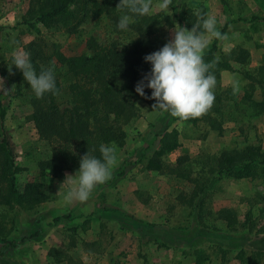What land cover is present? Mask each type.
Listing matches in <instances>:
<instances>
[{
  "label": "rangeland",
  "instance_id": "obj_1",
  "mask_svg": "<svg viewBox=\"0 0 264 264\" xmlns=\"http://www.w3.org/2000/svg\"><path fill=\"white\" fill-rule=\"evenodd\" d=\"M100 2L88 0L86 20L67 35L38 23L30 0H0V77L11 90L4 102V135L16 156L18 190L37 184L44 195L32 209L0 204V264H264V173L217 176L222 153L264 151V0H173L170 12L159 9L161 0H152L145 16L162 21L160 34L167 41L176 24L191 30L197 11L215 16L220 33L226 26V39H218L214 54L228 66L215 77L213 92L222 102L214 106L221 114L211 116L218 123L193 126L176 117L168 130L179 132L181 147L164 158L171 169L149 172L145 159L137 160L158 148L154 135L170 114L153 108L155 100L137 102L138 116L124 126V144H110L117 154L111 179L97 185L88 201L69 202V186L62 183L65 174L79 170V161L59 177L40 169L56 145L42 139L30 120L32 89L12 56L36 40L69 59L90 56L99 47L130 48L135 32L116 29L99 12ZM117 11L118 23L126 11ZM128 14L133 22L136 16ZM56 67L65 84L57 102L65 106L76 78L64 65ZM73 153L74 148L66 155Z\"/></svg>",
  "mask_w": 264,
  "mask_h": 264
},
{
  "label": "trees",
  "instance_id": "obj_2",
  "mask_svg": "<svg viewBox=\"0 0 264 264\" xmlns=\"http://www.w3.org/2000/svg\"><path fill=\"white\" fill-rule=\"evenodd\" d=\"M33 8L30 12L35 15L38 23L45 28L62 29L67 35L75 34L87 17L88 0H30ZM120 0H101L100 13H105L112 21L116 20ZM36 7V8H35ZM85 7V8H83ZM29 12V13H30ZM128 26L135 32L136 39L130 48L117 50L115 47H99L90 56L65 58L54 49H47L39 40L27 45L31 54V62L37 72L41 68L54 66L57 94L46 93L42 98H37L32 90L30 98L32 113L30 120L33 122L37 133L47 142L56 145L48 160L39 163L41 170H47L59 177L70 169V164L79 161L88 152L97 158L100 157V146L114 144L121 147L124 144V126L128 125L134 117L138 116L136 103L149 102L153 99L141 97L135 91L138 81L150 72L151 64L145 62L144 57L161 49L167 38L162 32V21L153 16H139ZM165 24L172 22L168 17L163 18ZM226 27V26H225ZM223 28V35L226 28ZM218 39H214L209 50L204 53L205 62L215 60ZM56 60V63L53 61ZM57 64L64 65L68 72L76 78L68 85L69 100L60 105L57 98L65 87L56 74ZM219 69L227 70L228 66L220 61L212 69L218 76ZM145 96H151V90L145 88ZM8 94L0 92V204L5 206H28L34 208L44 200V195L39 192L37 184H27L23 191H19L15 176L19 168L15 163L16 156L9 147L5 137L4 121L7 115L5 99ZM215 103L221 99L215 97ZM255 104V102H251ZM212 114L220 115L217 106L203 116L188 119L193 126L199 122L209 121L215 127L217 119ZM178 119L170 115L168 123L160 134L154 135V142L158 148L154 149L145 159L144 168L149 172L164 173L170 167L164 163V158L181 147L179 132L176 129L168 130L169 125ZM208 124V125H209ZM74 148L75 153L66 155ZM178 159L175 167L180 169L182 161ZM217 176H230L237 179L254 178L258 170L264 173V151L259 148L247 147L239 152L222 153L218 158ZM177 174V173H176ZM203 191V190H202ZM199 205V204H198ZM199 207V206H198ZM226 251V250H225ZM201 253L199 250L196 252Z\"/></svg>",
  "mask_w": 264,
  "mask_h": 264
},
{
  "label": "clouds",
  "instance_id": "obj_3",
  "mask_svg": "<svg viewBox=\"0 0 264 264\" xmlns=\"http://www.w3.org/2000/svg\"><path fill=\"white\" fill-rule=\"evenodd\" d=\"M173 0H161L158 7L161 11H169ZM118 8L126 10L117 27L127 30L132 22L128 14L144 16L152 9V0H120ZM170 12V11H169ZM197 23L191 30L175 25L172 38L165 45L144 57L151 64V71L137 82L135 91L141 97L153 99V108L168 112L181 120L195 119L205 115L213 106L215 94L213 89L216 78L212 72L219 57L205 62L204 53L213 38L226 39L217 30V20L213 15L206 17L197 11ZM12 65L19 69L37 98L46 93L57 94L54 66L36 71L30 52L19 49L14 51ZM11 73V68H9ZM145 88L151 90V96H145ZM236 90V89H234ZM0 91L7 94L11 90L4 87L0 77ZM100 157L86 152L79 163V170L74 175L65 174L62 184L69 186L65 199L84 203L88 201L94 188L111 179L112 169L117 164L114 146L101 145Z\"/></svg>",
  "mask_w": 264,
  "mask_h": 264
}]
</instances>
